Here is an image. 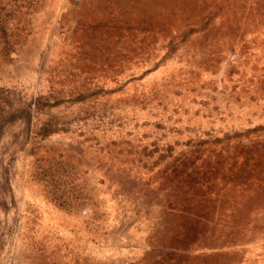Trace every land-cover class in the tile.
Returning a JSON list of instances; mask_svg holds the SVG:
<instances>
[{
	"label": "rangeland",
	"instance_id": "374dc122",
	"mask_svg": "<svg viewBox=\"0 0 264 264\" xmlns=\"http://www.w3.org/2000/svg\"><path fill=\"white\" fill-rule=\"evenodd\" d=\"M118 3L0 0V264H264V0Z\"/></svg>",
	"mask_w": 264,
	"mask_h": 264
},
{
	"label": "trees",
	"instance_id": "16d2710c",
	"mask_svg": "<svg viewBox=\"0 0 264 264\" xmlns=\"http://www.w3.org/2000/svg\"><path fill=\"white\" fill-rule=\"evenodd\" d=\"M129 2H130V0H124V1L119 0V3L117 4V6H114V9L118 8L119 10H122L125 13H127L128 11L132 10V8H130L131 3H129ZM157 21L160 24H166L167 26H170L169 21L164 20V18L161 20V18L159 16H157Z\"/></svg>",
	"mask_w": 264,
	"mask_h": 264
}]
</instances>
